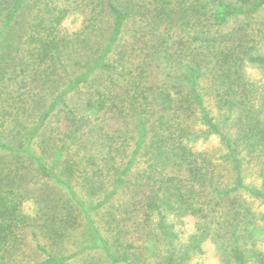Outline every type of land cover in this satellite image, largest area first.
<instances>
[{"label":"trees","instance_id":"trees-1","mask_svg":"<svg viewBox=\"0 0 264 264\" xmlns=\"http://www.w3.org/2000/svg\"><path fill=\"white\" fill-rule=\"evenodd\" d=\"M262 11L264 0H0V264L94 251L188 264L206 241L226 264H264L251 204L264 205ZM72 15L82 23L69 33ZM211 138L215 149L196 147ZM186 217L195 232L182 239Z\"/></svg>","mask_w":264,"mask_h":264},{"label":"rangeland","instance_id":"rangeland-1","mask_svg":"<svg viewBox=\"0 0 264 264\" xmlns=\"http://www.w3.org/2000/svg\"><path fill=\"white\" fill-rule=\"evenodd\" d=\"M258 19L261 22H264V11L260 13L258 16ZM82 23V17L80 15H72L69 16L61 25L62 29L66 32L72 33L77 31L81 27ZM246 76L250 80L258 81L259 83L262 81L261 75L258 71L255 69H247L246 70ZM209 92V90H208ZM73 104H79L78 98L75 97L72 100ZM210 108L212 110L214 109L213 103L209 102ZM199 149H215L218 147V141L215 138H211L208 143L206 144H198L196 146ZM256 170H251L247 174L246 183H251L257 176ZM55 197L59 198L61 197L60 193H54ZM123 200V198H122ZM252 211L256 213L258 217H262L260 215L264 216V205L259 204L258 202H252ZM37 205L33 200L26 201L22 206V212L29 215L34 216L37 213ZM259 219V218H258ZM98 226L101 228V231L104 233V235L109 238L110 235H108V231H106L105 227V219L104 217H100L97 221ZM258 226L261 229L260 232L256 235V241L255 246L257 248L261 249L264 252V220H258ZM182 230L184 232V235L182 239H185L187 236L193 234L195 232V220L192 217H186L183 219V226ZM140 244V241L137 240V245ZM251 245V243H249ZM203 253L201 255H195L191 258L190 262L188 264H226V260L223 258L221 253L217 250L216 246L211 241H206L202 245ZM23 252L26 255V260H29L28 262L33 263L36 261H40L42 259V256L35 248L34 240L30 235H27L25 246L23 249ZM144 256V258H148L146 263L148 264H158L159 259L158 254L153 252H149ZM41 256V257H40ZM68 264H110L109 260L99 251L91 252L90 254L82 255L72 261H70Z\"/></svg>","mask_w":264,"mask_h":264}]
</instances>
